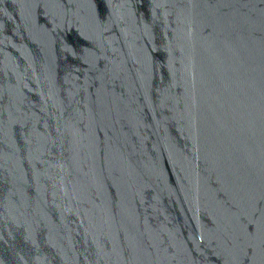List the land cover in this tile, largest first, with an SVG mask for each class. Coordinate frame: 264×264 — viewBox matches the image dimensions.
<instances>
[{
    "label": "water",
    "instance_id": "1",
    "mask_svg": "<svg viewBox=\"0 0 264 264\" xmlns=\"http://www.w3.org/2000/svg\"><path fill=\"white\" fill-rule=\"evenodd\" d=\"M0 264H264V0H0Z\"/></svg>",
    "mask_w": 264,
    "mask_h": 264
}]
</instances>
